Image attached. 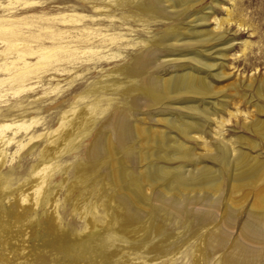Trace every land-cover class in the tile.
Listing matches in <instances>:
<instances>
[{"label":"rangeland","instance_id":"rangeland-1","mask_svg":"<svg viewBox=\"0 0 264 264\" xmlns=\"http://www.w3.org/2000/svg\"><path fill=\"white\" fill-rule=\"evenodd\" d=\"M8 1L0 0V3L5 5ZM30 1L32 4L24 8L25 12L16 17H27L37 38L49 37L44 40L48 47L66 45L68 42L65 41L69 39L64 37L68 32L72 35L71 46L78 50L83 46L79 43L84 40L80 26L66 25L60 21V14L65 13L85 14L92 19H99L101 24L88 26L101 28L106 34L122 33L121 29L129 26L139 33L127 35L133 40L138 37L155 41L168 28H179L177 37L181 38L180 42L186 43L179 45L181 48L176 46L178 50L174 52L168 47L172 41H166L158 47L149 66L150 75L163 79L192 70L191 74L202 78L211 90L210 96L194 97L198 100L197 109L207 108L212 113L208 117L216 119L208 121L199 116L202 130L191 132L193 139H189L177 136L176 132L157 121L170 117L176 118V121L183 119L188 112L178 108L187 103L173 102L169 105L171 109L163 110L162 106L144 107L139 99L132 118L136 119L135 123L166 131L178 138L197 161V167L204 165L218 169L210 155L221 142L227 148L230 146L227 156L230 163L219 174L221 186L217 195L210 197L213 201L211 206L190 203L186 217L176 216L166 206V201L159 204L154 200L153 190L145 189L144 205L137 204L142 211L140 219L126 216L115 202L105 201L103 195L106 197L114 189L102 179V167L89 169L87 158L95 131L98 138L101 137L100 140L108 130L111 132V118L114 116L111 112L122 111L126 106L124 101L136 94L129 91L122 93L124 96L119 98L117 95L123 91L122 84L119 88L115 87L117 94L101 92V99L110 97L114 100L117 97L112 106L113 109L117 107L116 110L111 111L105 103L99 104L95 110L97 113L91 114L92 119H96L92 135L90 133L84 139L77 137L62 153L50 155L49 151L54 145L64 143L67 137L58 132L62 129L51 133L58 126L60 118L88 104L94 106L93 96L83 98L86 91L96 82L109 79L107 72L121 64L97 60V57L90 61H84L83 57H77L78 60L61 59L63 50L56 48V56L50 60L48 71L41 70L30 81L32 90L19 96L0 97V124L37 121L29 134L42 133L40 138L19 151L18 144L25 143L28 131L8 129L7 132L4 130L6 133H0V264H264V238L250 237L242 228L250 215L263 213L264 176L259 181L256 178L248 180L247 184L243 182L241 188L229 182L234 162V155L230 151L232 148L235 152L240 150L249 157L264 161V132L258 127L264 124V0H197L181 16L166 20L156 17L154 21L149 20L144 29L129 18L131 26L123 25L113 30L108 26L112 15L109 18L97 15L91 4L84 0ZM160 1V7L165 8V2ZM131 5L117 9L114 14L116 17L132 16L136 10ZM82 6L85 7L83 10L80 8ZM68 7L73 9L68 10ZM12 11L10 8L5 11L0 9V17L8 19ZM201 15L206 16L207 21L195 25L193 20ZM189 28H192L190 32L196 34L188 38L185 36ZM208 34L213 37L209 38ZM3 49L0 43V64L4 62L1 58ZM133 52L139 50L133 49ZM58 58L69 64L58 65L60 63L55 62ZM195 59L200 63L194 62ZM204 64L210 66L205 67ZM2 78L4 76L0 72ZM6 88L1 86L0 91ZM220 118L224 120L222 126L217 124ZM119 156L121 154L116 155L115 162L120 159ZM182 164L183 170L195 166L186 158L182 163L170 166ZM133 166L132 170H141V164ZM36 167L40 170H34ZM45 176V196L36 203L33 200V186L39 182V177ZM123 187L121 191H124ZM31 201L36 205H31ZM111 218L117 220L113 229L116 228L114 230L119 233L122 231L121 235L127 236V243L120 245V242H115L111 246L107 243L110 237L106 236L105 231L109 229Z\"/></svg>","mask_w":264,"mask_h":264},{"label":"bare ground","instance_id":"bare-ground-1","mask_svg":"<svg viewBox=\"0 0 264 264\" xmlns=\"http://www.w3.org/2000/svg\"><path fill=\"white\" fill-rule=\"evenodd\" d=\"M84 1L91 4V7L97 15H104L108 18L112 15L108 23L109 28L112 30L120 27L122 28L123 25H130L131 21L138 22L144 29L146 28L145 24H147L149 20L154 21L153 19L156 17L166 20L171 17L181 16L184 11L197 2V0H162L166 4L164 5L165 8H162L160 7V0H106L107 2L101 0ZM31 4L32 2L30 0H9L5 5L0 3V9H2V11H5L8 8L13 9L10 15H8L11 20H8L9 18L3 19L4 16L0 17V43L4 46L1 54V58L4 62L0 64V72L3 73L4 78L0 79V87H7L0 91V93L2 91L6 92V94H0V97L5 95L19 96L24 92L32 90L33 86L30 81L35 78V75L41 70L45 69V72L48 71L47 67L51 64L50 60L54 59L56 56V52L54 51L56 48L63 50L64 54L60 56L61 59L76 58L78 60L77 57H83L85 58L84 61L88 59L90 61L97 57V60H108L109 62L121 63L107 72L106 76H109V79L96 82L95 85L93 84L94 86H92V88L86 91V95L83 98L93 96L95 99L94 106L92 104H88L87 106L89 107L83 105L85 107L79 108L74 112L72 111L60 118L58 126L53 129L51 133L62 129L58 132L63 133V136L66 135L67 137L65 142L58 146L54 143L56 145H54L53 149L49 151V154L52 156L58 155L64 151L66 146L71 145L77 137L83 138L86 136L87 138L90 133L92 135V127L96 119L93 120L91 114L97 113L95 112L96 107L99 106V104L105 103L111 111L116 110L117 108H112L117 97L114 100L110 97L101 99L99 94L101 92H106L110 95L114 93L117 94L118 90L115 89V87L119 88L122 84L123 91L120 92L121 94L117 95L119 98L124 96L122 93H129V91L135 92L136 95L135 97L124 101L126 106L123 107L122 111L111 112L114 115L111 118V132L108 130L100 140L101 137L98 138L95 131L89 145L90 154L87 158L88 162L86 161L87 164L90 165L89 169L97 166L102 167V170L104 171L102 173V179L105 180L107 186L111 187L112 190L114 189L112 193L109 191L110 193H107L106 197L103 195L105 201L115 202V205L119 206L124 213H126V216H131L134 219H140L141 217L140 213H142V211L139 210L137 204L144 205L146 200L144 195L145 189L153 190L152 195L154 200L158 201L159 204L166 201V206L169 207V209L171 208L173 210L172 214L176 216L186 217L188 212L187 206L190 203L211 206L213 201L210 197H213L214 195L216 196L220 190L221 183L219 174H222L229 165V159L227 156L229 153L228 148L230 146L227 148V146L225 144L223 145L221 142V144L216 146L214 153L210 155V159L218 165L217 170L204 165L197 167V161L195 162V159L192 158V155L189 153V149L185 148L178 138L172 135L170 136L166 131L152 129L148 126H143L139 122L135 123L134 120L136 119L133 120L132 118V112L137 110V101L139 99L144 103V107L160 108L162 106L164 108L163 110L171 109L172 106L169 105L173 102L187 103V105L178 108L188 112L184 115L185 117H182L183 119H178L176 121V118L170 117L159 119L157 121L162 122L164 127L172 129L177 133V136L189 139H193L190 135L191 132H201L202 130V122L200 123V121H198V119H200L199 116L204 117L208 121L211 120L208 115H211L212 113L208 112L207 108H201L198 110L196 104L198 100L194 98L210 96V87L202 78H197L192 75V70L190 72H185L176 76L173 75L163 79L150 75L151 70L149 69V66L152 64L151 62L155 57L153 54L158 47L163 45L166 41H172V43L168 44V47L170 51L174 52L178 50L177 47L179 45L181 46L186 43L185 41L180 42L181 38L179 39L177 37L179 28L170 27L167 29L168 31L165 29L166 32L160 35L155 41L153 39H137L138 37L136 40H133L129 39L127 35L131 32H134V35H138L139 33L138 31H133L129 26L125 29L122 28V33L106 34L101 31V28L93 29L88 26L101 24L99 19H92L91 16L85 14L65 13L64 15L60 14L62 15L60 21L66 25L80 26V31L82 32L81 35L84 37V40H80L79 43L83 44V46L80 50L76 49L75 46H71L70 43L73 42L72 35L68 32L64 37V39H69L68 41H65L68 42L66 45L61 47H48L45 44L47 42L44 40L49 39V37L44 36L45 39H41L40 37L37 38L33 33L31 23L27 20V17H16L17 14L25 12L24 8L29 7ZM130 4H132L136 10L132 16L124 15L116 17L114 12L117 9H122ZM80 8L83 10L85 7L82 6ZM70 9L73 8L68 7V10ZM129 18L131 21L128 20ZM193 21L196 23L195 25H202L207 21V18L206 16L201 15ZM190 29L192 28L187 30V35L185 37L189 38L191 34H196V32H190ZM59 35L61 34H58L57 36ZM212 37L213 35H209V38ZM221 37L222 36H218V38ZM60 38L62 39L63 37ZM133 49L139 50V52L134 53ZM34 59L35 61L32 62ZM155 59L157 60V58ZM65 61L66 60H59V58L55 60L56 63H60L58 65H66L67 62ZM194 62L200 63L199 60L196 59ZM204 65L205 67L210 66L209 64ZM105 111L107 110L105 109ZM103 112L104 110L101 111V113ZM170 115L172 116V113ZM215 119L216 117L212 118V120ZM139 121H143V119H140ZM36 123L37 121L31 120L28 123L24 121L6 122L0 124V133L5 132L8 129L24 132L28 131L26 135L29 136L25 139V143L18 144L17 151H19L33 140L42 136V133L29 134L32 131V125ZM217 124L222 126L224 120L221 118L218 119ZM258 127L259 130H263L261 132H264L263 123L258 125ZM74 131L75 133H73ZM70 132L71 135L69 134ZM230 151L234 155L232 158L234 162L229 175V182L231 185L238 188L240 186L241 188L240 184L243 182H246L247 184L248 180L252 181L256 178L259 181V179L264 176V161L249 157L247 153L241 152L240 150L235 152L232 148ZM117 154H121V157L119 156L120 159L115 162ZM184 158L188 159L190 163H193L195 165L194 168L183 170V164L173 167L170 166L179 162L182 163ZM94 162H97V164L94 165ZM156 162H160L162 165H158ZM140 164L141 170L136 171V169H131L133 165ZM38 168L39 167H36L34 170H38ZM42 172L44 173L46 171ZM39 179V182H36L33 186V196H35V198L33 197V200H35L34 202L36 203L38 200L43 199L45 196L44 191L46 189V176L44 178L39 177ZM246 184L245 186H247ZM105 186L104 188H106ZM121 187L124 188V191L120 190ZM31 202V205H36ZM140 209L142 210V208ZM262 211L263 213L261 212L262 214L260 213L257 216L250 215V219L246 221L242 227L243 232L251 235L250 237L260 236L264 238V210L262 209ZM257 212L259 211H256V213ZM115 222H117V220L111 218L109 229L107 228L108 230L105 231L106 236L110 237L109 242H107L110 246L114 245L115 242H120L121 245V243H125L127 240V236L121 235L122 231L119 233L118 230H114L116 228L113 229V224ZM147 232H150V230ZM113 237H115V239ZM250 240H252V238Z\"/></svg>","mask_w":264,"mask_h":264}]
</instances>
